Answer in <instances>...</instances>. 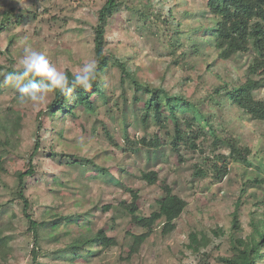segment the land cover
<instances>
[{
	"label": "rangeland",
	"instance_id": "374dc122",
	"mask_svg": "<svg viewBox=\"0 0 264 264\" xmlns=\"http://www.w3.org/2000/svg\"><path fill=\"white\" fill-rule=\"evenodd\" d=\"M147 1L155 14L159 11L163 17L172 20L170 27H179L182 37L178 43L186 41L194 20L211 22L201 17L208 16L203 0H126V6L116 13L108 30V50L112 54L131 56L128 66L137 70L140 79L159 86L163 78L173 92L183 91L201 104L203 111L212 114L219 131L234 133L242 143L251 147L250 166L231 160L230 172L221 180L214 177L212 170L201 178L194 174V165H205L206 158L211 155L209 150L201 153L182 144V159L170 146L164 147L161 153L145 147L134 151L124 141V124L118 107L107 113L110 107L102 100H99L95 112L80 107L75 114L67 113L55 120L49 118L41 132L44 150L35 159L38 174L28 179L26 190L36 218L46 219V225L40 228L38 245H34L33 237L27 231L20 205L11 203L0 209L4 222L13 211L19 216L12 233L13 264H30L33 247L38 252L36 264H70L63 261L60 250L78 236L101 228L115 236L118 245L103 249L96 256L82 257L73 264H200L198 256L187 247L192 230L211 236L208 251L213 257L227 256L231 254L230 231L237 206L240 205L238 217L243 226L242 231H236L238 236L251 230L250 220L254 214L264 213V183L252 182L255 178H264V120L249 117L228 103L224 94L209 103L201 100L224 81L240 83L251 56L237 54L231 60L215 59L210 42L198 52L189 49L187 58L175 64L167 39L155 33L160 25H144L140 21L141 13L149 12ZM11 2L38 10L44 18L20 27L21 35L12 49L17 68L25 47L45 52L62 71H76L89 60L96 62L94 27L105 0H0V7ZM202 32L194 31L189 35L192 39H200ZM6 47L7 37L2 34L0 50L4 51ZM207 62L212 63L208 71ZM0 64H8V58L1 53ZM120 72L118 66L112 65L106 75V82L117 97L123 91ZM3 74L4 69L0 70V83ZM188 76L190 79H186ZM124 84L129 86L127 82ZM256 95L262 98L264 90H258ZM17 97L14 87L0 86V141L10 138L12 145L8 148L13 151H0L8 171L2 176L10 185L15 183V172L25 168L38 133V113L53 100V94L48 93L46 100L39 104H21ZM118 102L122 103V99L119 98ZM128 110L131 112L130 107ZM129 122L131 138L139 139L147 132L157 130L154 123L146 129L134 112H131ZM50 149L93 158L97 164L109 168L113 175H105L88 164L74 166L60 162L59 158L48 155ZM211 164L205 167H211ZM152 169L159 173V181L153 185L140 177L143 170ZM163 180L187 200L188 206L176 220L172 232L164 234L163 224L159 223L140 253L128 259L133 242L131 233H139L142 229L132 223L121 202L130 204L133 192L138 191L139 212L149 215L158 209ZM9 195V189L0 182V201L8 200ZM105 205H109V209L105 210ZM1 210L4 211L1 213ZM216 228L223 229L221 235L215 236L213 230ZM210 261V264H221L215 259Z\"/></svg>",
	"mask_w": 264,
	"mask_h": 264
},
{
	"label": "trees",
	"instance_id": "16d2710c",
	"mask_svg": "<svg viewBox=\"0 0 264 264\" xmlns=\"http://www.w3.org/2000/svg\"><path fill=\"white\" fill-rule=\"evenodd\" d=\"M203 2L204 9H206L205 14L208 16L206 18L201 15V17L211 20V22L208 24L202 19L194 20L187 32L185 42L178 43L182 37L179 27H170L172 20L163 17L159 11L155 14L148 1L146 5L149 12L141 13L140 21L144 25L149 23L160 25V29L155 30V33L167 39L165 41L170 45L168 50L170 54L174 55L173 62L175 64H179L187 58L189 49L198 52L204 46L210 45V42L215 59L231 60L237 54L250 55L251 61L245 76L241 77L240 83L224 81L215 90H212L210 95L201 100L209 103L215 101L217 96L224 94L228 103L236 106L249 117L264 120V96L258 98L256 95L258 90H264V0H203ZM123 6H126V0H105L100 7L97 24L94 27V52L98 66L97 79L90 90L77 88L71 97L62 95L59 90L49 92L53 94V100L38 113L39 124L35 143L25 168L15 172L13 185L3 179L2 174H7L8 171L2 152H0V182L9 189L10 193L8 200L0 201V209L11 203L21 206L27 231L32 235L35 246L38 245L40 228L46 225V219L36 218L33 202L26 190L29 185L28 179L38 174L35 159L44 150L41 132L49 118L55 120L67 113L75 114L76 109L80 107L95 112L98 109L99 100H102V103L110 107L107 113L118 107L124 124V141L129 143L130 148L134 151L145 147L161 153L164 147L170 146L178 154L179 159H182V144L188 146L192 151L205 153L209 150L211 155L206 158V164L212 163L211 167L206 168V164L201 165L200 163L194 165V174L201 178L206 177L212 170L214 177L221 180L230 172L231 160L250 166L251 147L242 143L238 135L224 134L219 131L212 120V114L208 115L207 111H203L201 104L193 101L183 91L173 92L163 78L159 86H153L148 80L140 79L137 76V70H131L128 66L131 56L112 54L108 50V30L116 13ZM43 19L42 12L19 7L12 2L0 7V38L2 34L7 37V47L4 51L0 50V53L8 58V64H0V70L4 69L3 77L6 73L18 69L16 61L13 59L12 49L21 35L20 27L32 20L40 22ZM173 20L175 21L176 18ZM202 30L200 39H192L189 35L194 31ZM178 49H180L179 54L177 53ZM206 64L208 71L212 63L207 62ZM112 65L118 66L121 71L120 83L123 86V91L118 97L106 82V75ZM65 72L71 78L73 71L67 69ZM186 79H190V76ZM221 79L223 78L221 77ZM125 82L129 83L128 87L124 84ZM129 92L131 93L129 94ZM119 98L122 99V103L118 102ZM129 107L131 112L137 113V119L139 118L146 129L154 123L157 130L147 132L139 139L131 138ZM0 145L2 147L0 151L13 152L8 148L12 145L10 138L7 137L0 141ZM47 153L51 157L59 158L60 162L65 161L68 165L88 164L105 175H113L109 168L97 164L93 158L54 149H50ZM114 177L116 178L115 175ZM140 177L152 185L159 181V173L155 169L143 170ZM252 182L262 184L264 178H255ZM162 189L163 194L157 200L158 209L149 215L139 212L138 199L140 196L138 191L133 192V201L130 204L126 201L121 202L131 216L132 223L142 229L139 233H131L133 242L128 252V259H132L140 253L142 246L155 232L159 223L163 224L162 232L164 234L172 232L176 228V220L181 217L188 206L187 200L179 196L166 181L163 182ZM109 207V205H105L104 209L107 210ZM239 208L240 205L237 206V211L232 216L230 255L213 257V254L208 251V247L212 244L211 236L196 229L189 233L187 247L198 256L200 264H210L211 259H215L221 264H264V213L262 215L254 214L250 220L251 230L238 236L236 231L243 230L238 217ZM3 211L1 210V213ZM18 218L15 211L6 222L0 216V264H13L12 233L16 230L15 220ZM221 230L223 229L216 228L213 233L215 236H219L222 234ZM117 245L116 237L109 235L106 229L101 228L93 233L78 236L60 251L63 253L61 255H64L63 261L73 264L82 257L96 256L103 249ZM37 257L38 252L36 247H33L30 264H36Z\"/></svg>",
	"mask_w": 264,
	"mask_h": 264
},
{
	"label": "clouds",
	"instance_id": "9594fccd",
	"mask_svg": "<svg viewBox=\"0 0 264 264\" xmlns=\"http://www.w3.org/2000/svg\"><path fill=\"white\" fill-rule=\"evenodd\" d=\"M20 67L4 75L0 86H12L21 104L42 103L54 90L71 97L77 88L90 90L97 79L98 66L94 60L86 61L69 75L53 64L45 52L25 47Z\"/></svg>",
	"mask_w": 264,
	"mask_h": 264
}]
</instances>
